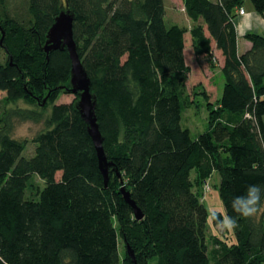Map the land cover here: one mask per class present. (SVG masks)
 <instances>
[{"label": "trees", "instance_id": "16d2710c", "mask_svg": "<svg viewBox=\"0 0 264 264\" xmlns=\"http://www.w3.org/2000/svg\"><path fill=\"white\" fill-rule=\"evenodd\" d=\"M246 1L264 18V0H181L186 29L166 25L164 0H0V264H133L128 246L137 264H264V207L238 217L235 231L211 235L210 249L200 194L217 173L224 210L235 215L234 196L250 184L264 189V36L247 33L252 46L239 53L235 20ZM61 8L75 16L74 41L97 99L113 165L107 187L74 109L78 96L56 104L71 94V60L67 50L47 59L43 46ZM186 33L211 69L213 43L224 58L213 103L205 90H188ZM198 96L208 129L192 138L182 113ZM17 121L45 128L30 143L13 137Z\"/></svg>", "mask_w": 264, "mask_h": 264}, {"label": "rangeland", "instance_id": "374dc122", "mask_svg": "<svg viewBox=\"0 0 264 264\" xmlns=\"http://www.w3.org/2000/svg\"><path fill=\"white\" fill-rule=\"evenodd\" d=\"M166 4V18L165 22L167 26H171L172 24L179 25L186 29H190L192 27V22L188 18L185 13L183 3L181 0H164ZM244 8L247 11H254L252 4L249 1H246L244 4ZM261 35L264 36L263 32H260ZM184 56L187 64L191 67V74L188 77V90L193 96V89L196 91L207 90V87H213V89L217 91H213V97H221L223 86H224V78L220 72V65L217 57L214 55V65L213 69L210 68L208 61L206 58H200L199 60L196 58L193 48L191 45V37L189 34H185V50ZM5 61V54L3 50L0 48V64ZM204 84V85H203ZM201 85L202 87H198ZM207 92V91H206ZM5 98V93L0 92V100ZM75 100V95L73 94H62L57 100L56 104H71ZM210 100V97H209ZM212 103V102H211ZM17 107L20 108H28L29 105L25 103H18ZM50 111V108H48ZM208 109L207 102L202 96L196 97L195 104H193L189 108H185L182 113V121L181 126L184 129H188L191 133L192 138L197 137L199 134L204 133L208 129ZM43 123H33V122H20L17 121L15 123V129L13 132V137L18 140H28L30 143L33 138L41 131L44 130ZM28 144L26 151L23 156L26 158H30L34 154V145ZM61 177V173H59L56 178L59 180ZM191 177H195V173L192 172ZM40 185L43 184L41 180H37ZM219 185V176L217 173H214L212 177L203 185L201 188L200 194L202 202L205 208L208 211V244L211 249V235H224L227 230H219L217 227L213 225L212 217L210 214L212 213H224V206L219 196L218 191ZM231 232V231H230ZM122 250V246L120 247Z\"/></svg>", "mask_w": 264, "mask_h": 264}, {"label": "water", "instance_id": "95a60500", "mask_svg": "<svg viewBox=\"0 0 264 264\" xmlns=\"http://www.w3.org/2000/svg\"><path fill=\"white\" fill-rule=\"evenodd\" d=\"M75 21L74 14L61 8L59 15L55 18L54 23L48 30L45 36V43L43 51L45 52L47 59L54 51L67 50L71 60V74H70V86L71 88L66 90L68 93L78 96V100L74 105L75 111L79 114L81 120L87 125L89 135L94 143L98 160L99 168L104 177L105 187L108 186L111 171L113 167L105 157L103 142L104 138L100 132L99 124L96 117L97 99L91 93V81L82 65L80 57L77 52V46L73 37V23ZM4 36V35H3ZM2 39L0 40V46H2ZM47 102V98L44 99L43 104ZM114 171L119 176L118 171L114 168ZM125 201L130 205L137 220L143 218V213L131 200L129 192L124 188L121 189ZM127 255L133 264H137L134 252L128 246Z\"/></svg>", "mask_w": 264, "mask_h": 264}, {"label": "clouds", "instance_id": "9594fccd", "mask_svg": "<svg viewBox=\"0 0 264 264\" xmlns=\"http://www.w3.org/2000/svg\"><path fill=\"white\" fill-rule=\"evenodd\" d=\"M262 207H264V189L259 185L250 184L231 201L232 212L235 215L217 212L214 216L215 224L219 230L235 231L239 227L238 217L252 218Z\"/></svg>", "mask_w": 264, "mask_h": 264}, {"label": "crops", "instance_id": "0c3cea01", "mask_svg": "<svg viewBox=\"0 0 264 264\" xmlns=\"http://www.w3.org/2000/svg\"><path fill=\"white\" fill-rule=\"evenodd\" d=\"M244 10H245V15L244 16L238 15L236 20H235V26H236V31H237V35H238L239 53H245L252 46L250 42H248L247 40L244 39V36L247 33H257V34H260V32L264 33V18L262 16L258 15L255 11L249 12L245 8H244ZM166 12H167V10H166ZM187 34H189V33H187ZM212 48H213V55H215L217 57L219 65H220L219 67L221 68L223 65V61H224L222 53H221V51H218L216 49L214 43L212 44ZM202 58H204V57H202ZM191 72H192V70H191ZM207 86H206V89H207L206 91L208 93V96L210 97V102L213 103L219 97L216 96V98H214L212 95H213V91L215 89H213V87H211V86L210 87H207ZM215 91H217V90H215Z\"/></svg>", "mask_w": 264, "mask_h": 264}, {"label": "built area", "instance_id": "2783aa9c", "mask_svg": "<svg viewBox=\"0 0 264 264\" xmlns=\"http://www.w3.org/2000/svg\"><path fill=\"white\" fill-rule=\"evenodd\" d=\"M238 13H239L240 16H244L245 15V10L244 9H240Z\"/></svg>", "mask_w": 264, "mask_h": 264}]
</instances>
